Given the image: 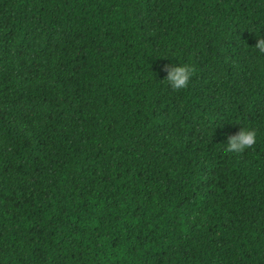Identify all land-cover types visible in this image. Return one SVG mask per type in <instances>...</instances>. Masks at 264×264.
Returning a JSON list of instances; mask_svg holds the SVG:
<instances>
[{
    "label": "trees",
    "instance_id": "obj_1",
    "mask_svg": "<svg viewBox=\"0 0 264 264\" xmlns=\"http://www.w3.org/2000/svg\"><path fill=\"white\" fill-rule=\"evenodd\" d=\"M260 36L264 0H0V264H264Z\"/></svg>",
    "mask_w": 264,
    "mask_h": 264
},
{
    "label": "clouds",
    "instance_id": "obj_2",
    "mask_svg": "<svg viewBox=\"0 0 264 264\" xmlns=\"http://www.w3.org/2000/svg\"><path fill=\"white\" fill-rule=\"evenodd\" d=\"M255 48L264 53V36L257 38ZM168 85L173 89H181L187 85L192 69L186 63L168 64L164 66ZM257 133L252 127L242 126L236 133L227 136V141L224 143L225 151L240 152L256 142Z\"/></svg>",
    "mask_w": 264,
    "mask_h": 264
}]
</instances>
